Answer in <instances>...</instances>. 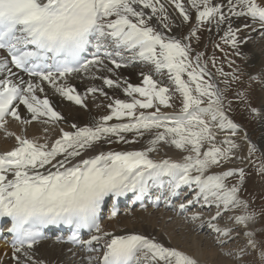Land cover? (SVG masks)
Returning a JSON list of instances; mask_svg holds the SVG:
<instances>
[{"label":"snow or ice","instance_id":"6c2138e0","mask_svg":"<svg viewBox=\"0 0 264 264\" xmlns=\"http://www.w3.org/2000/svg\"><path fill=\"white\" fill-rule=\"evenodd\" d=\"M168 3L179 10L181 23L190 25L186 35L173 32L162 0H0V53L5 54L0 55V128L8 116L30 123L21 117V105L31 121L46 118L43 123L55 124L63 119L47 96L37 95L44 92L45 82L83 109H88V96L95 99L97 93L110 101L107 114L84 126L72 124L73 131L61 129L60 138L51 145L16 136L17 146L0 154V218L10 221L7 231L14 236L15 264H44L34 259L33 249L49 226H69L73 230L70 242L96 253L82 258L84 264H197L155 238L136 233L114 235L99 224L106 198L132 193L140 201L157 189L166 199L178 196L182 188L187 189V203L179 205L181 210L197 204L215 207V215L207 223L219 244L247 237L243 247L227 251L233 264H250L244 259L249 249L258 251L264 264V246L258 247L250 228L258 216H264V209L257 212L249 200L241 198L244 169L223 168L232 160L255 163L251 158L259 152L257 171L264 175V150L247 133L240 139L247 142L248 156L238 154L241 145L234 137L241 129L229 115L234 111L229 95L245 104L251 115L261 113L247 103L243 72L238 67L225 72L215 54L209 57L198 50V43L193 45V40H200L198 32L205 28L210 32L214 27L223 32V45L241 55L239 47L246 42L241 32L255 29L248 23L234 27L233 18H251L264 30V0H187L195 10L194 22L180 0ZM213 47L224 51L219 43ZM137 63L149 69L140 73L142 86L116 75V70ZM227 63L231 68L235 61ZM73 73H86L102 84H91L82 96L75 86L58 83ZM153 73L166 76L168 84L154 79ZM257 79L249 75V87ZM233 85L237 86L234 93ZM105 87L122 89L130 99L109 97ZM174 96L179 100L178 110ZM145 137L147 147L142 150L104 149L105 145L131 144ZM163 146L182 153L180 159L151 158L150 153ZM111 215L117 212L113 210ZM199 218L198 214L191 217ZM220 220H225L224 226L212 222ZM81 229L96 234L82 240Z\"/></svg>","mask_w":264,"mask_h":264},{"label":"bare ground","instance_id":"6f19581e","mask_svg":"<svg viewBox=\"0 0 264 264\" xmlns=\"http://www.w3.org/2000/svg\"><path fill=\"white\" fill-rule=\"evenodd\" d=\"M162 2H164L162 0ZM165 3V2H164ZM172 11V10H171ZM171 22L174 19H169ZM155 24L156 21L153 20ZM244 23L252 25L253 29L259 30V35L257 38H252L253 32L255 30H245L241 32V37H243L246 42L241 44L239 51L241 54L245 55L249 60L251 66L258 64L257 60H260L264 54V35L263 31L259 28L258 24H253L251 18H233L234 27H242ZM177 28L173 27V32L177 33ZM222 32V31H220ZM218 33L217 30L212 27L208 36H213ZM179 34V33H178ZM253 48L257 50L254 51ZM262 60V59H261ZM264 61V60H263ZM260 63V62H259ZM142 71L136 68H130L128 66L116 70V75L125 78L129 83L133 85L142 86V77L140 75ZM106 75H112L105 73ZM113 78H115L113 76ZM74 80L69 82L60 81L58 83H67L69 85L75 86L76 90L83 96L85 94V89L91 84L101 85L102 81L91 80L88 75H84L83 78L80 75H76ZM44 88L43 93H37L41 98L47 96L54 107V110L59 112L63 119L58 123H43L42 121L46 118H41V120L31 121V116L24 108L23 105L19 107V112L22 118H27L30 123L27 125L20 123L19 121L13 119L11 116L5 118L4 127L0 128V154L13 150L17 146L16 136H22L28 139H35L38 143L47 142L49 145L53 143L56 139L60 138L61 129L64 131H73L71 125L77 124L78 126H84L92 118H98L101 112L107 113L106 105L110 103L108 99L101 96L99 93L96 94L95 99L92 96H88L87 103L88 109H83L80 106L74 104L61 97L55 89L47 84L46 82L42 85ZM105 91L108 93L109 97L115 99H124L127 97L122 89H109L105 87ZM127 99V98H126ZM125 99V100H126ZM264 111V110H263ZM264 116L263 114H261ZM262 128L264 127V119L261 118ZM241 131L238 137H234L236 142L241 145L238 149V154L247 157V142L240 139L246 132L242 126H240ZM7 133H11L8 135ZM128 139H133L131 133L126 134ZM248 136V133H247ZM223 139V135L220 137ZM249 140L252 141L251 137L248 136ZM264 136L259 141L258 145L263 144ZM264 145V144H263ZM147 147V137L138 138V142L131 144H111L105 145L104 149H112L117 151H133L142 150ZM182 153L174 148L163 146L160 151L150 153L153 159L169 158L173 160H179ZM249 164L248 160L241 163L240 160H232L230 162H225L223 165L224 170L228 168H235L238 166H247ZM221 169H212L213 172L220 171ZM213 215H215V207L212 208ZM194 214L199 215V219L190 221L189 223L181 222L180 219L173 218L169 214L163 213L162 211H152L150 209L145 211L137 210H123L121 215L116 218H109L104 220L100 226L103 231L110 232L114 235H124L129 233H136L148 236L150 238H155V240L162 245L177 249L186 255L190 256L196 260L197 264H209L214 262H221V258L216 255V249H214L213 244L219 246L217 242V234L208 226V221L211 216H204L202 212H196ZM170 226H167L169 222ZM213 222V221H212ZM197 223L201 225L200 227H205L200 230V227L194 226ZM213 223H219L220 226H224L225 220L214 221ZM257 223L250 225V228ZM167 226V227H166ZM203 233V234H202ZM205 234L207 238L203 237ZM235 235V233H233ZM238 240L247 241V237L239 236ZM261 238V237H260ZM220 239H224L220 237ZM254 239H259V236L254 235ZM219 252V251H218ZM33 257L36 261H43L44 264H84L81 253L76 250H71L68 247L62 245H55L49 240L41 242L34 246ZM219 258V260H218ZM224 260H226L224 258ZM227 262V261H226ZM222 263V262H221ZM0 264H15L12 259V249H9L3 241L0 239ZM219 264V263H218ZM228 264V263H227Z\"/></svg>","mask_w":264,"mask_h":264},{"label":"rangeland","instance_id":"374dc122","mask_svg":"<svg viewBox=\"0 0 264 264\" xmlns=\"http://www.w3.org/2000/svg\"><path fill=\"white\" fill-rule=\"evenodd\" d=\"M166 1V0H165ZM181 3L185 4L186 8H189L190 14L192 15V19L195 20V10L190 9V6L187 4V0H180ZM167 8V14L169 19H174L172 21L173 27L177 28V33L180 34V30L184 26L186 28V31H183L182 34H187L190 28L189 24H184L181 23L180 18L178 15L174 12V10L166 4ZM173 6V4H171ZM174 7V6H173ZM172 10V11H171ZM179 14V12H177ZM180 16V15H179ZM179 26V27H177ZM209 30L207 28L201 30L198 32V35L200 37L199 42L193 43V45H197L198 43V50L199 51H204L206 52L207 56L211 57L213 54H215L217 61H218V66L223 67L225 72H231L232 68H239L241 72H243L242 76V81H243V89L247 93L248 101L252 107L257 108L261 114H263L264 110V83L261 81L264 80V54L263 57L258 61V64L255 66H251L249 63V60L247 57L243 54L241 55H235L234 50L230 46L223 45L222 41L220 39H215L216 37H219L223 35L221 33L220 35L213 37V38H208V41L204 39L207 37V32ZM220 33V32H219ZM218 34V33H217ZM209 35V34H208ZM210 37V36H208ZM194 41V40H193ZM215 41H218L219 44H221V47L224 48V51H220L219 49H216L213 47L214 44H216ZM208 42V44H207ZM207 44V45H206ZM254 51L257 50L256 48H253ZM225 53H227V60H232L235 61V63L232 65L230 68L227 60L225 59ZM220 61H224L222 64ZM260 62V63H259ZM213 72H215V69H213ZM253 75L257 76L258 79L256 81L251 82V86L249 87V82H248V76ZM166 77V76H165ZM164 77V78H165ZM217 79H222V77H217ZM222 86V85H221ZM236 85H233V93L236 90ZM127 98V99H126ZM128 100L130 99L129 97H125L123 100ZM229 99L233 100V108L234 111L230 112L231 118H234V121L236 123H239L240 126L246 130L248 133V136L251 137L252 141H254L257 145L258 148L261 150H264V141L262 146L258 145L259 141L262 139L264 136V127L262 128V123H261V116H253L247 111V107L245 104L240 103L239 101L235 100L233 95H229ZM174 102L177 105V109L179 108V100L176 98V96L173 97ZM176 109V110H177ZM150 111V110H149ZM168 111H172V109H168ZM107 114L106 112H101L100 115H105ZM229 114V115H230ZM252 160L255 161V163L249 162L247 166H238L235 168H243L245 171V180L241 188V192L239 193L241 198L247 199L250 201L251 208L255 209L257 212H259L261 209H264V175H261L258 173L257 168L260 165V153L257 152L252 158ZM229 169V168H228ZM235 180H232L231 183H235ZM172 223L171 221L167 224V226H170L169 224ZM257 225H254L251 227V230L255 232V235L259 236V239H256L258 247L259 246H264V216H258ZM255 224V223H254ZM166 226V227H167ZM261 237V238H260ZM246 244L245 241L238 240V238L234 239L233 241L230 242L229 246L226 245L225 248L218 249L216 245L213 246L214 249H216L217 252L216 255L221 258V262L218 261L219 264H233V257L226 255L228 250H236L239 247H243ZM219 251V252H218ZM226 251V253H224ZM221 253L222 256H221ZM249 255H247L244 259L250 264H261V260L258 254V251H252L249 249ZM218 258V260H219ZM224 258L226 260H224ZM227 261V262H226ZM217 262L214 264H218ZM205 264H208L207 262ZM210 264V263H209ZM213 264V263H211Z\"/></svg>","mask_w":264,"mask_h":264}]
</instances>
